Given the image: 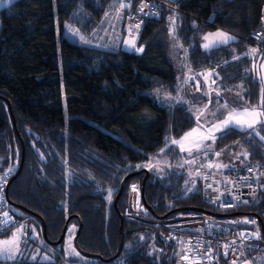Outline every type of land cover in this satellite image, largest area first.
Segmentation results:
<instances>
[{
  "label": "trees",
  "instance_id": "obj_1",
  "mask_svg": "<svg viewBox=\"0 0 264 264\" xmlns=\"http://www.w3.org/2000/svg\"><path fill=\"white\" fill-rule=\"evenodd\" d=\"M111 2L14 0L0 4V177L12 179L8 188V198L15 205L12 213L19 209L21 213L16 214L43 221L44 235L36 229L42 249L56 257L49 264H119L123 259L121 264H177L175 247L164 227L125 213L130 185L142 186L146 176L143 163L151 156L164 157L171 164L179 161L184 152L173 142L198 124L188 104L166 103L152 93L180 97V81L168 54V24L174 20L191 71L209 69L225 87L242 83L244 99H231L232 108L237 109L239 102L241 109L261 96L260 82L247 71L252 58L242 52L253 45L245 38L260 26L264 0H183L176 12L164 7L157 17L145 18L141 53L124 50L121 43L117 49H104L67 37V23L83 31L93 28ZM215 29L237 39L203 50L204 36ZM216 98L211 93V111L220 107ZM208 99L199 97L194 102ZM215 116L221 120L225 114L219 109ZM22 141L25 157L17 174ZM236 143L247 149V164L264 166V121L254 130L228 127L219 131L214 148ZM170 167L163 177L148 169L141 199L149 216L160 219L188 210L215 213L199 183L185 191L184 167ZM129 174L117 210L114 200ZM240 210L258 214L264 223V192ZM69 216L68 227L72 222L76 229L80 217L78 245L94 256L79 251L75 257L59 255L62 242H56ZM121 225L124 246L111 260L119 247ZM22 243L34 248L29 226ZM28 263L22 259L10 264Z\"/></svg>",
  "mask_w": 264,
  "mask_h": 264
},
{
  "label": "rangeland",
  "instance_id": "obj_2",
  "mask_svg": "<svg viewBox=\"0 0 264 264\" xmlns=\"http://www.w3.org/2000/svg\"><path fill=\"white\" fill-rule=\"evenodd\" d=\"M12 1L14 0H4L0 4H9ZM114 2L117 3L118 0H113V3ZM111 6L107 27L104 26L103 28V26L97 24L95 27H89L83 31L80 26L67 23V37L79 44L108 49V45L104 44L107 38V30L116 20L120 19L116 24L120 27H123L120 22L124 25L125 21L124 10L120 9V4H112ZM79 11H81V9H78L76 12ZM108 32H110V30ZM123 39L124 38H122L121 45ZM236 39L237 37L235 35L227 31L215 29L209 31L204 36L201 47L203 50L207 51ZM168 42V54L174 63L181 86L179 98H181L182 103L188 104V107L196 116L198 124L181 139L173 142L184 152L183 157L179 161L171 164V162L164 157L151 156L143 163V167L163 177L167 174V169H171V165L178 164L179 166H183L188 176L185 183V191L188 193L196 188L198 177L203 171L223 172L226 169H236L238 167L247 166L248 152L245 147L236 143L231 146L216 149L214 148V139L219 131L228 127L254 130L258 123L264 121V59L262 51L253 45H248L246 49L243 50V55L247 54L252 58L251 65L247 68V71L252 73L260 82L261 96L258 102L241 109L238 108L239 102H237L236 109L232 108L233 104L231 103V99H233V102L244 99V88L242 83H238L231 87H225L220 81L216 83L218 76L209 69L197 72L191 71L187 65V50L177 36L174 20H171L168 24ZM143 47L144 45L139 44L140 52H142ZM202 83L205 85L204 88L200 87ZM195 86L198 87V91ZM152 93L155 94L159 100L160 97H162L163 102L175 103L176 98L174 99L166 93L160 94L157 90ZM211 93L214 97H218L216 100L219 102V109L225 114V117L221 120H218L217 117L213 115V112H211ZM206 96L209 97L208 101L194 102L198 100L199 97ZM219 109L214 110V112H217ZM10 171H12V169H10ZM132 189L135 192L133 191L131 193ZM141 190L142 186L140 183H132L129 187L128 203L131 202L135 205L139 200H141L142 203ZM5 197L7 198V194ZM9 204L12 205L11 203ZM14 208L15 207H13V209ZM16 210V213H21V210ZM28 224L31 238L36 242L34 248L31 249V245L22 243L24 227H16L8 234L0 237V264H10L22 259L28 260V264H42V262H48L44 264H49L56 259L52 252L42 249L43 242L37 232L36 225L32 221H29ZM76 232L75 223L70 222L66 235L61 243L63 247L62 252H60L61 256L63 255L65 258L79 256L74 240Z\"/></svg>",
  "mask_w": 264,
  "mask_h": 264
},
{
  "label": "built area",
  "instance_id": "obj_3",
  "mask_svg": "<svg viewBox=\"0 0 264 264\" xmlns=\"http://www.w3.org/2000/svg\"><path fill=\"white\" fill-rule=\"evenodd\" d=\"M182 1L118 0L115 4H120L125 14L122 49L138 53L144 19L157 17L164 7L176 12ZM245 41L264 52V3L260 26L251 31ZM7 182V176L0 178V237L20 226L24 227L23 236H27L31 220L43 236L44 226L40 219L33 215L12 213L13 206L5 197ZM199 182L205 193L204 200L215 213L188 210L155 219L149 216L139 200L135 205L129 202L126 216L164 227L175 247L177 264H245L247 261L250 264H264V234L260 216L256 213L235 214L264 192V166L250 163L241 171L205 172L199 175L196 185ZM181 256L187 259L181 260Z\"/></svg>",
  "mask_w": 264,
  "mask_h": 264
},
{
  "label": "water",
  "instance_id": "obj_4",
  "mask_svg": "<svg viewBox=\"0 0 264 264\" xmlns=\"http://www.w3.org/2000/svg\"><path fill=\"white\" fill-rule=\"evenodd\" d=\"M11 114H12V117H13L14 125L16 126V121H15V117H14V113H13L12 107H11ZM24 157H25V146H24V143H23V141H22V156H21V163H20L19 170H18L17 174L20 173V171H21V169H22L23 162H24ZM142 172H144L146 176H145V178H144V180H143V182H142V190H141V194H143V192H144V187H145L146 179H147V177H148L149 174H150V172H149L148 169H143ZM131 175H132V174H129V175H127V176L123 179V181H122V183H121V186H120V190H119V192L117 193V195H116V197H115L114 205H115V207H116L117 210H118V208H117V202H118V199L120 198V196H121V194H122V192H123V189H124V186H125L126 181L128 180V178L131 177ZM11 180H12V179H11ZM11 180L7 183V186H6V194H7V199H8V201H9V203H11L13 206H15L14 203H13V201L10 200V199L8 198V188H9V185H10V183H11ZM143 201H144V203H145L144 198H143ZM204 211H205V210H204ZM118 212H119V211H118ZM205 212L211 213V211H205ZM212 213H213V212H212ZM238 213H242V212H235V214H238ZM119 214H120V216H121V222H123V216H122V214H121L120 212H119ZM77 217H78L80 223H79V227H78L77 232H76L75 237H74L76 248H77V250H78L79 252H81V253H82L83 255H85V256H94V255L91 254V253H87V252H85V251H82L81 248H80L79 245H78V240H77V239H78V236L80 235V232H81V229H82L83 224H82V221H81L80 217H79V216H77ZM70 219H71V216H69V217L67 218V220H66V222H65V224H64L63 230H62V234H61L59 240L56 242L57 244H59V243H61V242L63 241V239H64V237H65V235H66V232H67V227H68V223H69V220H70ZM41 221H42V220H41ZM260 221H261V225H262V231H263V234H264V223H263V220L261 219V217H260ZM42 223H43V221H42ZM123 246H124V230H123V225H121V229H120V239H119V247H118V250H117L116 254L111 258V260H112V259H115V258L118 257V255L120 254V252H121L122 249H123ZM245 264H250V262L247 261Z\"/></svg>",
  "mask_w": 264,
  "mask_h": 264
},
{
  "label": "crops",
  "instance_id": "obj_5",
  "mask_svg": "<svg viewBox=\"0 0 264 264\" xmlns=\"http://www.w3.org/2000/svg\"><path fill=\"white\" fill-rule=\"evenodd\" d=\"M112 4H115V2L113 3V0H112V2H111V4L107 7V9H106V11H105V13L102 15V17H101V19L99 20V22H97L100 26H103V28H104V26H106L107 27V21H108V17H109V15H110V10H111V5ZM111 6V7H110ZM122 16H123V14H122ZM120 20V19H119ZM119 20H116L115 21V23L114 24H112L111 25V27L107 30V38L106 37H104V38H106V40L104 41V44H106V45H108V49H117L118 47H119V45H120V43H121V41H122V38H123V27H120V26H118V25H116L118 22H119ZM121 24H122V26H123V23L122 22H120ZM119 23V24H120ZM110 30V32H108ZM143 49H144V47L142 48V51H143ZM215 83V82H214ZM217 83V82H216ZM201 88H203V87H205V85L202 83L201 84V86H200ZM195 88L197 89V91H198V87L197 86H195ZM179 100H181V98H176L175 99V103L176 102H178ZM211 112H213V115L215 116V114H216V112H214V111H211ZM206 172V171H205ZM204 171L203 172H201V174L202 173H205ZM210 172H212V171H210ZM199 178V177H198ZM134 190L132 189L131 190V193L133 192ZM135 192V191H134ZM24 232V231H23ZM24 237V236H23ZM22 237V238H23ZM59 253V252H58ZM61 254V253H60Z\"/></svg>",
  "mask_w": 264,
  "mask_h": 264
},
{
  "label": "bare ground",
  "instance_id": "obj_6",
  "mask_svg": "<svg viewBox=\"0 0 264 264\" xmlns=\"http://www.w3.org/2000/svg\"><path fill=\"white\" fill-rule=\"evenodd\" d=\"M144 20H145V19H144ZM140 51H141L140 48H138V49H137V52H138V53H141ZM180 259H181V260H186L187 257H186V256H181Z\"/></svg>",
  "mask_w": 264,
  "mask_h": 264
}]
</instances>
